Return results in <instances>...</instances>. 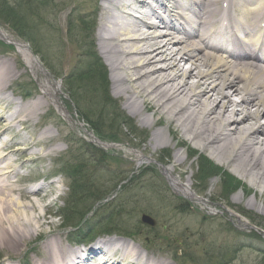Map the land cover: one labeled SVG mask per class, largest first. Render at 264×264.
<instances>
[{
	"label": "rangeland",
	"instance_id": "1",
	"mask_svg": "<svg viewBox=\"0 0 264 264\" xmlns=\"http://www.w3.org/2000/svg\"><path fill=\"white\" fill-rule=\"evenodd\" d=\"M104 6V0H0L5 20H0V29L13 40L0 37V61H6L16 74L8 83L7 98L15 97L19 102L20 93L29 92V96L26 94L21 99L24 103L45 95L41 86H34L27 59L14 42L27 43L61 87L60 104L54 105L55 99L45 96L44 112L22 130L23 136L29 137L50 125L53 133L51 139L41 137L45 144L34 146L32 155H28L29 160L25 161L29 166L24 167V170L29 169L27 173L44 176L51 172L47 177L52 179L65 168V163L80 170L71 178L62 173V183L56 187V192L47 189L54 196L58 194L57 204L51 214L48 212L55 221L54 232L66 238L70 245L68 239L91 224L100 228L91 235L93 241L100 236L131 239L143 251L154 252L170 264H215L222 253L225 259L234 257L228 264H264L261 255L264 235L255 231L250 235L251 230L241 226V223L250 224L264 231V182L252 180L250 174H237L236 164L226 166L225 161H218L209 147L203 148L197 140H192L166 112L145 110L144 117L158 121L152 126L143 121V116L129 112L126 97L116 94L117 90L126 88L127 83H115L116 73L111 71L102 50L104 43L102 45L98 36ZM86 14L96 18L93 36L81 31L89 21L80 15ZM96 56L104 60L105 83L94 84L87 79ZM37 79L41 80V75ZM48 88L51 93V87ZM111 101L117 104L112 108L114 111L111 110L113 115L124 114L131 119L129 124L111 117ZM156 129H163L168 140L157 149L149 144ZM54 144H59L61 150L52 154ZM144 145L149 146L142 154L146 159L139 163L135 151L143 150ZM177 152L184 157L181 165L176 161ZM39 155L46 158L39 159ZM206 164L215 166L217 175L202 178ZM164 165L171 168L177 165L174 173L181 181L191 184L194 191L217 206L215 209L224 206L220 209L224 217L209 215V207L191 206L189 211H181L178 205L183 195L171 186L162 170ZM75 176L78 180L72 185L74 182L70 184V180H76ZM72 186L76 190H72ZM141 191L128 206H120L115 212L110 208V203L125 201L130 194ZM187 200L192 204L189 198ZM110 211L119 223L105 232ZM240 211H250L252 216H249L256 218L252 220ZM143 212L154 218L156 225L142 223ZM46 228L50 231L49 226ZM44 239L42 236L31 243L29 254Z\"/></svg>",
	"mask_w": 264,
	"mask_h": 264
},
{
	"label": "bare ground",
	"instance_id": "2",
	"mask_svg": "<svg viewBox=\"0 0 264 264\" xmlns=\"http://www.w3.org/2000/svg\"><path fill=\"white\" fill-rule=\"evenodd\" d=\"M226 1L244 0H154L162 12L148 0H105L98 36L104 43L102 50L109 66L116 73L115 83H127L116 94L126 97V107L132 115L143 116L145 110L166 112L192 140H197L201 147H211L218 161L232 162L237 165V174H250L252 180L262 183L264 65L243 61L242 50L254 53L264 47V7L243 9V5L237 13L220 12L218 5ZM173 17L183 19L191 29L167 30L165 25H171L169 19ZM143 26L145 32L140 34ZM221 27L227 33L224 39L234 47L230 50L233 58L211 52L204 43V37L216 41ZM239 32L246 38H240ZM0 33L7 37L1 29ZM18 47L28 64L40 71L27 47ZM15 75L6 61H0V264H23L21 255H28L30 244L42 236L45 239L29 255L33 264H170L154 252L143 251L130 239L100 236L86 249L73 248L66 238L54 232L55 221L49 213L57 201L47 189L56 192L58 181L33 187L15 182L17 175L19 179L25 178L20 167L26 161L9 158L21 155L28 160L34 146L45 144L42 138L53 137L50 125L36 135L23 136L22 130L44 112L47 101L45 96L24 103L16 102L15 97L9 100L8 83ZM49 83L50 97L59 99V85L51 80ZM229 88L233 89L231 93L227 92ZM143 121L151 126L158 124L146 117ZM164 134L163 129L153 131L150 146L157 149L166 145ZM148 147L144 145L143 150L135 151L139 163L145 161L142 154ZM60 150L59 144L51 147L52 154ZM176 161L178 165L184 162L180 152L176 153ZM176 167L164 165L162 170L174 189L197 199L191 184L174 173Z\"/></svg>",
	"mask_w": 264,
	"mask_h": 264
},
{
	"label": "trees",
	"instance_id": "3",
	"mask_svg": "<svg viewBox=\"0 0 264 264\" xmlns=\"http://www.w3.org/2000/svg\"><path fill=\"white\" fill-rule=\"evenodd\" d=\"M0 14H2L1 11H0ZM5 15L8 16V13H6ZM1 16H3V15H1ZM11 17L12 16H9L8 18L11 19ZM89 71L91 72V75L88 76V78H87L88 81L92 80L94 82V84H96L97 82L105 83L104 82V73H106V70L104 69V66H103L102 62L100 61V59L98 57H95L93 63L90 64ZM102 86H103V84H102ZM104 89L106 90V87H104ZM104 94H106V93H104ZM94 100H97V99H94ZM116 105L117 104L114 101L113 102L111 101V103H110V108H111L110 112H111V110H113L112 108L116 107ZM112 117L115 120H120V122H122L123 124H129L130 123V121L128 119H126L124 117V115L123 116L120 115V113H118L117 115H113V113H112ZM202 172H205V173H208V174L216 173V167L212 166V165H209V164H206L204 166V171H202ZM227 186L231 187V183H228Z\"/></svg>",
	"mask_w": 264,
	"mask_h": 264
}]
</instances>
